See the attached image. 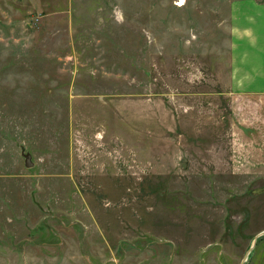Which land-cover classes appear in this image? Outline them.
<instances>
[{"label":"rangeland","instance_id":"rangeland-1","mask_svg":"<svg viewBox=\"0 0 264 264\" xmlns=\"http://www.w3.org/2000/svg\"><path fill=\"white\" fill-rule=\"evenodd\" d=\"M234 1L0 0V264H264Z\"/></svg>","mask_w":264,"mask_h":264},{"label":"crops","instance_id":"crops-1","mask_svg":"<svg viewBox=\"0 0 264 264\" xmlns=\"http://www.w3.org/2000/svg\"><path fill=\"white\" fill-rule=\"evenodd\" d=\"M237 1L232 4L230 18L233 39L227 75L231 89L264 93V0ZM239 17L244 19L242 26Z\"/></svg>","mask_w":264,"mask_h":264},{"label":"water","instance_id":"water-1","mask_svg":"<svg viewBox=\"0 0 264 264\" xmlns=\"http://www.w3.org/2000/svg\"><path fill=\"white\" fill-rule=\"evenodd\" d=\"M25 157H26V166H31V165H33V162L31 161V153H25ZM262 234H264V231H262V232H260L258 235H256V237H255V242H256V240L258 239V237L259 236H261ZM253 247H254V245H252L251 247H250V249H249V251H248V253L246 254V257H245V259L247 258V256L249 255V253L251 252V250L253 249ZM244 259V260H245ZM245 262V261H244ZM243 262V263H244ZM242 263V264H243Z\"/></svg>","mask_w":264,"mask_h":264}]
</instances>
